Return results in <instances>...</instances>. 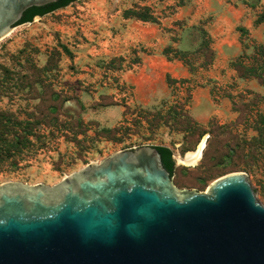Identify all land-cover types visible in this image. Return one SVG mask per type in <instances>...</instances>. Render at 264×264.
I'll return each instance as SVG.
<instances>
[{
  "label": "rangeland",
  "instance_id": "374dc122",
  "mask_svg": "<svg viewBox=\"0 0 264 264\" xmlns=\"http://www.w3.org/2000/svg\"><path fill=\"white\" fill-rule=\"evenodd\" d=\"M236 64L264 65V0H79L14 27L0 40V110L34 131L22 155L0 158V184L52 186L164 146L177 189L239 172L264 205V151L245 168L229 152L264 116V82ZM202 140L196 164H180Z\"/></svg>",
  "mask_w": 264,
  "mask_h": 264
},
{
  "label": "water",
  "instance_id": "95a60500",
  "mask_svg": "<svg viewBox=\"0 0 264 264\" xmlns=\"http://www.w3.org/2000/svg\"><path fill=\"white\" fill-rule=\"evenodd\" d=\"M57 1L0 0V40ZM0 264H264V205L239 172L179 190L140 146L52 186L1 183Z\"/></svg>",
  "mask_w": 264,
  "mask_h": 264
},
{
  "label": "trees",
  "instance_id": "16d2710c",
  "mask_svg": "<svg viewBox=\"0 0 264 264\" xmlns=\"http://www.w3.org/2000/svg\"><path fill=\"white\" fill-rule=\"evenodd\" d=\"M79 0H58L55 3L48 4L42 7H31L23 12L20 21L16 26L31 23L35 17H43L55 10L62 9ZM237 65V64H236ZM240 73L246 77H253L264 82V65L259 67H243L237 65ZM257 136L251 138L245 145L235 144L230 153L235 158L242 160L241 168L250 165L253 160L260 159L264 151V116L259 115L256 121ZM23 125L22 127H20ZM34 131V122L18 121L12 114H6L0 110V158H14L16 155H22L24 150H28L31 143L28 141V136L32 135ZM206 132H201L203 136ZM160 155L163 168L169 173L170 177L175 172V165L172 159V152L169 148L164 146H152ZM240 162H235L231 165L232 172L240 171Z\"/></svg>",
  "mask_w": 264,
  "mask_h": 264
},
{
  "label": "bare ground",
  "instance_id": "6f19581e",
  "mask_svg": "<svg viewBox=\"0 0 264 264\" xmlns=\"http://www.w3.org/2000/svg\"><path fill=\"white\" fill-rule=\"evenodd\" d=\"M202 146H203V140L194 152L186 153V156L183 159H178V162L180 164H185L188 166L195 165L200 157Z\"/></svg>",
  "mask_w": 264,
  "mask_h": 264
}]
</instances>
